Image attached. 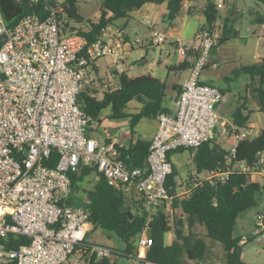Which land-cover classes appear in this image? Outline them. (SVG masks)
<instances>
[{
  "label": "built area",
  "instance_id": "1",
  "mask_svg": "<svg viewBox=\"0 0 264 264\" xmlns=\"http://www.w3.org/2000/svg\"><path fill=\"white\" fill-rule=\"evenodd\" d=\"M192 1L184 0L183 6L199 11ZM213 1L221 10L226 0ZM10 2L31 12L7 18L0 0V264H67L92 230L90 209L72 199V174L81 165L96 166L110 185L139 193L152 210L162 204L171 207L173 196L166 186L173 169L169 153L198 148L214 138L218 127L225 94L201 81L200 74L222 37L224 20L220 16L193 37L178 40L177 54L194 58L191 75L183 83L175 112L158 115L145 167H131L119 157L118 146L125 143L101 144L90 134L91 117L79 95L97 81L99 58L111 57L112 74L119 78L130 51L143 40L130 38L122 26L110 23L95 40L87 41L68 19V0ZM142 19L150 26L153 43L168 40L148 15ZM233 136L237 142L228 151L236 156L248 133ZM258 172L263 173L264 190V164ZM220 178L224 181L228 174ZM201 180L193 177L194 182ZM254 228L259 241L264 208ZM20 237L29 241H18ZM138 239L141 250L130 257L157 264L147 258L153 237L144 230ZM89 246L97 259H110L114 253L110 247Z\"/></svg>",
  "mask_w": 264,
  "mask_h": 264
},
{
  "label": "trees",
  "instance_id": "2",
  "mask_svg": "<svg viewBox=\"0 0 264 264\" xmlns=\"http://www.w3.org/2000/svg\"><path fill=\"white\" fill-rule=\"evenodd\" d=\"M79 1L68 0V19L83 23L86 19L79 13ZM255 1L264 4V0ZM1 2L7 18L17 12L19 17L31 12L22 6L18 8L10 0ZM165 2L167 13L164 19L173 22L182 12L184 0H102L99 19L89 20L87 29L80 27L77 30L91 42L108 24L128 17L131 11L140 9L148 3ZM203 12L207 19L206 26H210L218 17H223L213 0L207 1ZM223 20L224 29L218 45L239 34L238 30L230 27L231 20L228 17H223ZM256 20L263 22L264 17L257 16ZM242 69L249 74L250 79L239 91L236 109L233 112L237 132L247 127L254 111L250 106V98L255 99L258 111L264 114V57L245 65ZM166 88V83L155 76L129 77L123 73L119 76L118 85L110 87L102 99L91 96L90 89L84 88L79 95V102L91 117V125L99 124L102 121V112L110 108V118H131L130 126L133 132L142 118L157 119L161 112L169 111L164 105ZM132 100L142 103V108L137 113L127 112L128 104ZM151 143V139L139 138L129 144L118 146L119 157L131 167H145ZM184 150L194 152L196 171L198 173L209 171L212 178L193 182L188 192L176 196L174 184L178 172L177 167L173 165L166 181V186L173 196L170 208L162 204L152 210L139 193L133 191L127 194L125 190L110 185L103 173L93 165H81L72 174V199L76 198L74 194L81 189L85 179L95 174L96 181L92 188L86 190L87 199L84 202L91 211L92 229L101 227L113 231L124 242L126 256L138 252L139 249L133 240L147 230L154 239L153 245L147 251V258L157 264H190L192 261L211 264L206 237L223 246V264H243L241 259L243 244L249 242L250 238L242 243L243 238L235 236L234 229L239 215L254 207L262 192V184L253 180L252 174L259 171L262 166L264 127L255 137H246L240 141L236 156H232L214 139L198 148L180 147L173 152ZM225 173L228 174V178L222 181L220 177ZM196 225L203 227L205 236L194 230ZM172 230L173 240L167 243L166 234ZM18 241L28 242L29 239L20 237ZM102 262L111 264L109 258L96 260L95 256L90 264Z\"/></svg>",
  "mask_w": 264,
  "mask_h": 264
},
{
  "label": "crops",
  "instance_id": "3",
  "mask_svg": "<svg viewBox=\"0 0 264 264\" xmlns=\"http://www.w3.org/2000/svg\"><path fill=\"white\" fill-rule=\"evenodd\" d=\"M207 1L208 0H204L202 4H198L196 0H193L191 2V6H198L200 10L195 11L184 7L180 15L173 22H168L165 21L164 19V16L167 13V3L165 2L162 4H154V3L145 4L140 9L131 11L128 17L117 20L113 23L114 25L122 26L126 30L127 35L130 38H134V37L141 38L140 36L142 35L144 38L146 37L145 39L149 38L150 32L149 31L147 32V29L146 32H144V29L142 28L143 26L142 24L147 25L149 28L150 26L142 19L143 15H148L154 27H157L156 25L160 20L163 21V23L167 26L166 29L157 28L168 34V40L166 42L165 49L164 47H160V45H156L155 43H153L151 38L149 39V42L147 44L144 43L145 39L141 38L143 42L140 45L134 47L128 55L125 73L129 77L152 75L165 82L167 88H166V98L164 105L168 108L169 110L168 112H175L177 105L176 103L177 97L182 90L183 83L189 77L188 76L181 80L180 79L176 80L175 72H177V70L182 68L183 66L185 67L187 66L189 69H191L194 62V58L191 54L186 56L185 58H182L177 54V47L179 44L178 40H185L187 38L193 37L196 31L207 25V19L203 12V9ZM233 5L237 6L238 0L226 1L225 6L220 10L224 18H226L229 15V11L231 10V8H233ZM222 11L224 13H222ZM236 13L240 15V10H238V12ZM152 16L154 19L151 18ZM232 21L234 20H231L230 23ZM192 24L194 26L192 28H189ZM155 48H159L158 51L159 53H157ZM218 51L219 48L217 45L212 49L211 53L212 54L217 53ZM102 58L107 59V62L105 64V72L109 76V78L107 79L101 77L100 74L101 65L99 61ZM134 68H140L141 71L138 73H134L133 71ZM112 72H113V64L111 57L104 56L97 60V67H96V74L98 76L97 81L93 85L88 86V88L90 89L91 96H94L97 99H102L104 93L110 87H115L116 85H118L119 78L117 76H114ZM240 89L241 88H239V90ZM230 91L233 94L231 100H228L227 102L223 101L219 107L220 117H219L218 126L220 125L221 127H223V131H222L223 133L217 127L215 131V136L213 138L215 139L216 136H219V134L223 136L225 134L224 132L227 131L226 127L228 126L229 131H227V135L224 137L225 140L222 141L223 143L217 141L218 143H220V145L223 148L227 150L237 142L235 137L233 136V134L237 132V127L234 124V117H233V112L236 109V105L235 103H233L234 94L236 91L233 89H231ZM223 92L225 93L226 90ZM141 108H142L141 102H138L137 100H132L128 104L127 112L137 113L141 110ZM252 109H254V111L251 114L250 121L247 127L244 129H239L238 131V132H243L246 130L248 133L247 137L249 138H253L256 135H258L260 130L264 127V114L260 111H256L257 107ZM257 113L262 114L263 120H261L259 115H256ZM101 117H102V121L98 124V128L96 129V131L97 130L99 131L100 136L98 138L95 137L96 139H98V141L101 144H106L112 141L129 144L131 142L136 141L139 138L152 140L158 126L157 119L142 118L135 126L132 132L130 126V122H131L130 117L121 118V119L110 118L109 114H105L104 111L102 112ZM90 134L92 136L94 135L92 131H90ZM184 151H176V152L171 151L169 153L170 160L172 164L177 167V172H178V175L175 177V184H174L176 196L188 192L190 188L193 186V178L191 179V181L189 178V175L191 177V173L195 172V175L199 176L202 179L211 176L209 171H202L200 173L196 171L194 152L192 151H189L192 155L189 169L187 170L186 173L182 175L179 172L180 162L179 161L177 162L175 160V156L178 153H182ZM187 162L188 159L187 161L184 162L183 165L188 166ZM262 164H264L263 160H262ZM188 172L190 174H187ZM255 174H258V178L255 177ZM252 179L260 182L263 185L262 172L253 173ZM183 182H186L187 186H185ZM126 192L127 194L130 193L128 191ZM259 200L262 201L264 206V190H262V192L258 196V201ZM173 237L169 240H166V242L171 243ZM89 245L90 244H88L87 241L79 245L77 249L70 255L67 264H72L74 261H78V259H80V261H83L85 264H90L94 256H91L90 254ZM96 260H100V259L96 258ZM198 264H210V263H198Z\"/></svg>",
  "mask_w": 264,
  "mask_h": 264
},
{
  "label": "rangeland",
  "instance_id": "4",
  "mask_svg": "<svg viewBox=\"0 0 264 264\" xmlns=\"http://www.w3.org/2000/svg\"><path fill=\"white\" fill-rule=\"evenodd\" d=\"M196 1L198 4H202L204 0ZM101 2L102 0H80L78 2V10L79 13L82 14L86 20L83 23L75 22L74 24L77 27H82V29H87L89 27V20L97 21L101 14ZM237 6L233 5V8H231L227 17L229 18V20H234L230 23V27L232 29L238 30L239 34L237 36H232L224 43L218 45L219 51L217 53H211L209 55L207 64L200 74L201 81L207 84H212L222 91L226 90L227 93H224V102L231 100L233 94L230 90H235L236 92L234 94L233 100V103L235 104L238 101L239 91L244 88L245 84L250 79L249 74L245 72L242 67H244L245 65H250L256 62L258 59L264 57V21L260 22L256 20L257 16L262 15L264 17V4L257 3L255 0H238ZM237 9L240 10V15L236 13L238 12ZM222 13L224 12L222 11ZM151 18L154 19L153 16ZM142 25L144 32H146V29L147 32H151L150 28L147 25ZM156 26V29H166L167 27L161 20L157 23ZM193 26L194 25L192 24L189 28H192ZM140 37L142 39L144 38L142 35ZM150 38L151 37L149 36V38L145 39L144 43L147 44ZM166 42L164 44H161L160 47H164L165 49ZM155 50L157 51V53H159V48H155ZM106 62V58H102L99 61L101 65V77L107 79L109 78V76L105 72ZM133 71L134 73H138L141 71V69L134 68ZM191 71L192 67L191 69H189L188 67H182L178 69L177 72H175V79L181 80L188 76L190 77ZM239 88L241 89L239 90ZM249 101L250 106L252 108L257 107L256 111H258V105L255 99L250 98ZM104 113L109 114L110 108L105 109ZM256 115H259L261 120H263V116L261 113H257ZM97 128V123L93 124L90 127V131L94 133L93 136L96 138L100 136L99 131H96ZM218 128L221 132L223 131V127H221L220 125L218 126ZM226 130L229 131L228 126L226 127ZM227 131L224 132L225 134L223 136H221V134H219V136H216L214 140L223 143L222 141L225 140L224 137L227 135ZM191 157L192 155L189 150H185L184 152L178 153L175 156V160L177 162H180L179 172L182 175L186 173L189 169ZM187 159L188 166H185L183 164L185 161H187ZM262 160L264 161V153L262 155ZM187 174L190 173L188 172ZM194 175L195 172L191 173V177L189 175L190 181L194 177ZM95 177V174L88 176L85 181L81 184V189L75 192L74 197L76 198H74L73 200L76 203L81 204L86 201V190L94 186V183L96 181ZM255 177L258 178V174H255ZM183 184L187 186L186 182H183ZM129 194H131V192ZM263 208V203L261 200H259L254 207L241 213L237 219L236 226L234 229V235L237 237H242L244 240L246 238H250L249 242L243 244L241 253V259L243 261V264H264V235L259 241L253 235L255 230L254 226L256 215ZM171 225H173L172 220ZM194 230L199 232L201 235H204V229L200 225H196ZM173 236L174 230L166 234V240L171 239ZM206 239L208 242V253L210 255L211 260L210 262L212 264H223V246L217 243V241H213L211 238L206 237ZM86 241L88 244H97L113 249L114 253L110 258L111 264H141L140 262H134L132 257L126 256L124 254L125 244L113 231L105 230L101 227L93 228L89 232ZM133 243L136 247H138V249H140L138 237L133 240ZM78 262L79 264H85L83 261H80V259H78ZM190 264L198 263L192 261L190 262Z\"/></svg>",
  "mask_w": 264,
  "mask_h": 264
},
{
  "label": "water",
  "instance_id": "5",
  "mask_svg": "<svg viewBox=\"0 0 264 264\" xmlns=\"http://www.w3.org/2000/svg\"><path fill=\"white\" fill-rule=\"evenodd\" d=\"M102 264H104V262H102Z\"/></svg>",
  "mask_w": 264,
  "mask_h": 264
}]
</instances>
